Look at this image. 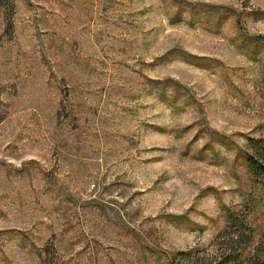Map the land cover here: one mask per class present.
I'll return each mask as SVG.
<instances>
[{"label":"rangeland","instance_id":"rangeland-1","mask_svg":"<svg viewBox=\"0 0 264 264\" xmlns=\"http://www.w3.org/2000/svg\"><path fill=\"white\" fill-rule=\"evenodd\" d=\"M253 140L264 0H0V264H264Z\"/></svg>","mask_w":264,"mask_h":264},{"label":"trees","instance_id":"trees-1","mask_svg":"<svg viewBox=\"0 0 264 264\" xmlns=\"http://www.w3.org/2000/svg\"><path fill=\"white\" fill-rule=\"evenodd\" d=\"M253 142H255V145L252 148L253 153L245 155L247 168L251 175L260 178L264 185V144L259 145V140H253ZM261 243L263 244L264 241H261ZM235 260L236 259H233L231 262H235L234 264H238L240 262L239 264H242V260ZM218 264H227V260H221V262H219Z\"/></svg>","mask_w":264,"mask_h":264}]
</instances>
